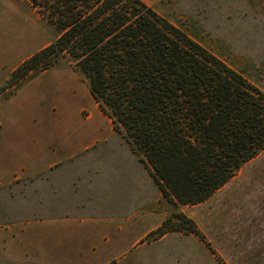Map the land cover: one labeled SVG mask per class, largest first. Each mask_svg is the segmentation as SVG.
<instances>
[{
    "label": "rangeland",
    "instance_id": "rangeland-1",
    "mask_svg": "<svg viewBox=\"0 0 264 264\" xmlns=\"http://www.w3.org/2000/svg\"><path fill=\"white\" fill-rule=\"evenodd\" d=\"M142 1L264 92V0ZM57 35L32 0H0V143L11 148L13 136L23 134L18 143L47 138L54 150L65 134L75 146L87 145L63 173L25 176L20 164L10 163L14 158L0 157V172L8 174L0 181V225L65 215L83 219L76 223L88 231L57 240L37 232L31 251L16 259L0 250V264H264V149L207 199L172 205L99 110L69 55L6 85L13 69ZM131 203L135 214L128 220L90 219L121 213ZM178 213L203 239L186 233L191 225ZM166 221L183 229L159 236L155 230ZM94 226L103 236L89 232ZM129 251L132 259L125 258Z\"/></svg>",
    "mask_w": 264,
    "mask_h": 264
},
{
    "label": "trees",
    "instance_id": "trees-1",
    "mask_svg": "<svg viewBox=\"0 0 264 264\" xmlns=\"http://www.w3.org/2000/svg\"><path fill=\"white\" fill-rule=\"evenodd\" d=\"M58 35L7 86L69 55L172 205L196 204L264 149V92L142 0H32ZM186 233L203 239L192 220ZM165 222L161 236L183 228Z\"/></svg>",
    "mask_w": 264,
    "mask_h": 264
},
{
    "label": "crops",
    "instance_id": "crops-1",
    "mask_svg": "<svg viewBox=\"0 0 264 264\" xmlns=\"http://www.w3.org/2000/svg\"><path fill=\"white\" fill-rule=\"evenodd\" d=\"M26 136L29 137L31 135ZM21 137H24V135L20 134L17 136V134H15L13 136L14 142L11 148L6 147L7 145L4 143H0V157L14 158L12 161H10V163H15L18 165L20 164L24 169L23 173L25 176H32L34 174L43 172L44 170L52 172L59 171L63 173L67 169V165L65 163L68 162L70 158L83 153L84 150H86L85 146H87L86 144L82 146H75L72 140H70L69 136L65 134L58 135L54 140L57 146V148H55L54 150L48 148L47 138L37 141H33L31 138H22L18 143L17 140ZM76 144H78V142ZM7 162H9V160ZM7 176L8 174L0 172V181H3L5 178H7ZM130 205L131 207H127L124 211H121V213H119V211H115L116 213H114V215L97 217L95 219H93V217H90V219H107L110 221L118 219L128 220L132 215L135 214L134 203H131ZM82 220L83 219L76 217H67L64 215L47 219L41 218L33 222H24L22 224H2L0 225V250L11 259H16L21 252L25 253L31 251L30 240L37 236V232L42 235L43 239L45 237L51 236L54 240H57V238L61 239L63 236L72 235L73 232L78 236V232L81 228V232L88 231L86 225H82L80 227V224L76 223V221L79 222ZM72 221H75V223H73ZM89 230V232L96 235L98 234V236H103L104 234L101 226H94V228H90ZM109 232L110 235L112 233L116 234V229L111 228ZM106 235L108 234L106 233ZM130 252L131 251L128 252L129 254H126L125 258H133V252ZM143 262L144 264H148L145 259ZM118 264H123V262H120ZM140 264H142L141 261ZM154 264L158 263L155 262Z\"/></svg>",
    "mask_w": 264,
    "mask_h": 264
}]
</instances>
